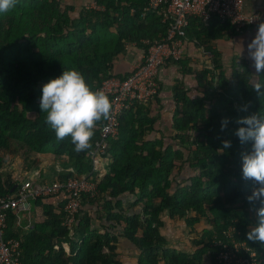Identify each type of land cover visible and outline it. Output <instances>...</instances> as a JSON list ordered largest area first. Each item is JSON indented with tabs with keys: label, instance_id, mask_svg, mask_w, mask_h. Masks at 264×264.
<instances>
[{
	"label": "trees",
	"instance_id": "16d2710c",
	"mask_svg": "<svg viewBox=\"0 0 264 264\" xmlns=\"http://www.w3.org/2000/svg\"><path fill=\"white\" fill-rule=\"evenodd\" d=\"M65 1L17 0L9 13L0 14V194L15 181L3 169V154L24 147L28 154L66 155L58 178L85 174L96 181L91 191L80 192L70 226L60 196L32 197L27 211L34 219L28 227L24 222L13 226L14 214L7 211L5 235L17 241L21 264H119L118 236L137 249L136 264H211L202 259L210 254L212 261V234L218 237L222 227L233 225L247 239L246 225L256 222L253 209L259 206L247 201L254 185L242 178L241 154L250 150L251 142L241 144L235 130L242 126L238 118L264 115V96L252 88L256 82L264 84V72L255 73L252 62L236 54L222 62L211 47L216 39L239 35L248 25L236 27L214 14L207 20L187 15L183 45L192 41L203 47L212 66L197 69L181 57L161 64H176L180 73L194 77L195 95L181 83L173 87L171 138L179 147L151 135L158 114H149L148 103L157 101L156 95L145 103L132 101L118 114L117 131L107 137L103 156L109 157L108 170L99 174L89 153L106 120L97 124L91 149L76 153L70 137L58 141L45 122L39 107L41 85L67 70L80 72L93 90L108 76L124 77L126 73L112 72L113 63L129 45L141 49L143 56L147 45L142 40L163 37L169 18L161 5L144 8L147 0H93L97 8L81 7L71 16L74 5ZM244 105L247 110H240ZM224 140L231 147L221 151ZM184 166L189 175L180 180L179 172L170 176ZM97 200L104 216H96L97 224L91 226L87 208ZM137 202L142 203L140 210L132 211ZM93 207L97 210L98 201ZM164 210L187 225L200 220L208 224L191 238L190 252L166 244L158 230ZM248 242L264 250L259 242Z\"/></svg>",
	"mask_w": 264,
	"mask_h": 264
},
{
	"label": "built area",
	"instance_id": "2783aa9c",
	"mask_svg": "<svg viewBox=\"0 0 264 264\" xmlns=\"http://www.w3.org/2000/svg\"><path fill=\"white\" fill-rule=\"evenodd\" d=\"M244 0H147L144 8L162 6L167 16L166 34L156 41L143 39L147 46L143 56L126 72L124 77L112 75L101 80L94 89L103 90L111 102V116L100 126L98 139L90 151L93 163L107 145V137L117 131L118 114L132 102L145 103L157 94L156 75L165 59L181 57L184 27L187 15H194L207 20L212 14L220 20H228L234 26L260 22L259 12L243 10ZM90 7H98L92 0ZM12 191L0 194V264H21L17 255V241L5 236L7 211L24 210L30 197L45 196L64 188L70 194L66 210L71 213L81 191H91L94 183L86 175L67 177L53 182H37L28 176L14 183ZM68 220L71 217L67 218ZM16 218L15 224H18ZM234 228L227 226L221 229V235L212 234L211 245L215 247L211 256L205 255L204 263L211 264H264V250H257L245 240L233 234Z\"/></svg>",
	"mask_w": 264,
	"mask_h": 264
},
{
	"label": "clouds",
	"instance_id": "9594fccd",
	"mask_svg": "<svg viewBox=\"0 0 264 264\" xmlns=\"http://www.w3.org/2000/svg\"><path fill=\"white\" fill-rule=\"evenodd\" d=\"M16 3L17 0H0V14L9 13L16 6ZM242 52L243 49L241 48L239 56L242 55ZM247 52L248 58L252 62L251 67L254 69V72L257 74L264 72V21L258 23L254 37L247 44ZM252 88L259 97L264 96V84L256 82L252 85ZM39 107L41 112L46 114L45 122L55 132L56 139L60 141L70 137L71 143L74 145V151L80 153L91 149V141L96 126L100 121L110 119L112 105L108 95L103 90H93V87L85 82V78L80 72L76 70H67L62 71L58 76L50 78L46 83L41 85ZM240 110L246 111L247 105L242 106ZM227 123L228 121L226 118L221 121L222 130L226 127ZM236 123L242 125L235 130V135L238 137L240 143L244 144L251 142L250 150L241 154L242 178L251 181L254 185L251 193L247 195L246 199L250 204L259 203V206L253 209L256 222L246 225V228L249 230L247 232V239L264 245V115L255 113L240 117L237 119ZM230 147L231 142L224 140L222 142L221 151ZM103 153L100 155L101 157ZM100 156L95 159L98 160ZM67 169L72 170V167L67 166ZM80 175L83 174H79L78 176ZM25 177L28 176L26 175ZM63 179L65 178H58V176H56L48 182L50 183L55 180ZM34 180L36 181L35 177ZM90 180L95 184L96 181H93L91 178ZM16 182H18V180L14 181V183ZM14 183L12 186L15 187ZM12 190L9 189V191ZM49 196H60L65 198L62 203V208L66 212L64 219L69 226L70 224L72 225L73 223L71 222H74L75 219L74 213H77L81 201L80 193L77 199H75L77 202L76 207L72 209L71 213L66 210V204L68 200L71 199L70 194L65 191L64 188H61L56 193L49 194ZM31 198L32 197L28 199L24 210H19L18 212L11 211L14 214L13 226L17 227L22 225L24 221L21 219V215L25 213L27 218L25 220L26 222H24V226H30L28 220L29 212L27 209L30 205ZM68 217H71V219L68 220ZM16 218H18V224H15ZM206 226L205 228H209L207 223ZM227 226L234 228L233 234L237 233L235 235L238 238L251 244L246 238L240 237V230H237L233 225H225L222 228Z\"/></svg>",
	"mask_w": 264,
	"mask_h": 264
},
{
	"label": "rangeland",
	"instance_id": "374dc122",
	"mask_svg": "<svg viewBox=\"0 0 264 264\" xmlns=\"http://www.w3.org/2000/svg\"><path fill=\"white\" fill-rule=\"evenodd\" d=\"M91 1L92 0H66L65 2H68L74 5L73 11L69 12L71 16V15H75L76 12L81 7H87L91 5ZM60 5L62 6V3ZM181 53H182V50H181ZM128 56H129L128 53H124V57H128ZM227 60L228 59L223 58V62H226ZM188 62L191 64L190 66L194 68H200V66L202 65L209 66V67L212 66L209 58L208 59H202V58L196 59L195 58L193 60L191 58H187V63ZM188 82L190 81L186 80L187 84ZM188 86H191V85H188ZM187 89H188V93L192 95L196 94V92L193 90V87H189ZM168 104L172 105V102H169ZM156 106H157L156 104L152 106V109H151L152 114H155V110L161 107L164 111L165 110L169 111V108H170V107L166 108L164 104L159 107H156ZM154 130L155 131L152 132L151 135L154 137H159L161 135V131L156 130V129ZM161 136H162V140L165 143L171 142L174 148L179 147V144H177L178 141L176 139H173L170 136L168 137V135L166 137H164L163 135ZM25 148L26 147L20 148V149L18 148L17 152L14 154H11L8 152L3 154V157H4L3 169L6 171H9L14 180H22L27 175V176L35 177L36 181H47L48 182V181H51L52 178H55L58 175V173L63 170V165L60 162L66 161V155L57 157V156H54L52 153H37L36 152V153L28 154L29 151H26ZM108 161H109V157L100 156L98 160L95 159L94 163L92 162L91 163H92V166L95 168V170L99 172V174H103L108 170L107 169ZM177 172H179L177 176V180H180L182 179L181 177L187 176L191 173L189 171L186 172L185 166H184V167H181V171H176V169H173L170 173V176L172 177L176 176ZM98 177H100V175ZM128 197H131V195H129ZM131 198L133 199V197ZM97 201H98V207H97V210H95L93 205L97 203ZM97 201L93 202L92 207H89V209L87 208L89 216L93 218L91 222V226H95L96 224L95 223L96 215L101 216V217L104 216L103 210L101 209L102 202L101 200H97ZM122 206L125 207V201H123ZM141 206H142L141 202L135 203L132 207V211L140 210ZM159 215H160V219L162 220V225L159 226L158 228L160 229L161 233H163V235L166 237V244L169 247H172V248L175 247V248L190 252L194 247L191 244V238H196L200 230L206 226V223H204L203 220H200L199 222L193 223V225H187V224L185 225L182 221L183 220L182 218H179L177 220L169 219L165 210L161 211ZM21 219L23 221L26 220V213L21 215ZM119 221L121 223L123 222L122 219H120ZM116 253L119 258V255H118L119 253L117 252V250H116ZM136 254H137V250H133L130 253L128 252V254L125 253L124 255L126 258L123 260V263L121 262L119 264H136Z\"/></svg>",
	"mask_w": 264,
	"mask_h": 264
},
{
	"label": "crops",
	"instance_id": "0c3cea01",
	"mask_svg": "<svg viewBox=\"0 0 264 264\" xmlns=\"http://www.w3.org/2000/svg\"><path fill=\"white\" fill-rule=\"evenodd\" d=\"M243 10L246 12H254L257 11L261 15V21H264V0H244L243 2ZM259 22L255 24H249L244 31H242L239 35H227L225 34L223 37L218 38L215 40V42L211 43V47L215 48L218 53H220V61L223 62V58L230 59V57L234 54L239 56L240 49H243L242 55L240 57H243L251 62V60L248 58V52H247V44L250 42V40L254 37L257 25ZM238 36V37H236ZM125 53H128V57H124V54L118 58L112 66V72L114 73H126L136 61H139L142 56V50L139 48H136L134 45L126 46ZM130 49V51H129ZM181 58L187 59L191 58L193 59H208L210 60V54L203 49V47L196 48L194 43L192 41L185 42L182 47V53ZM188 66L191 64L188 62ZM192 67V66H191ZM179 67L176 64L173 63H167L165 65H161L159 67V70L156 75V79L158 81V92L156 94V97L158 98L157 101L151 100L148 104L150 107L149 114L154 115L151 113L152 106L156 104V107H159L161 105H165L166 108H169V111H164L161 108L155 110V114H158V118L153 123V126L156 130L161 131V135L166 137H171V134L173 132L171 128V114L173 111V87L177 83H181V86L183 89H187L189 87H194V77L191 73L182 74L178 70ZM198 69V68H197ZM187 81L188 84L186 83ZM186 83L184 84L183 83ZM191 85V86H188ZM188 90V89H187ZM194 90V89H193ZM190 95V93H188ZM192 95V94H191ZM172 102V105H169L168 103ZM170 126V127H169ZM102 162V161H101ZM173 183L172 185H174ZM55 197V196H54ZM50 202L54 204L55 199L51 197ZM97 216V215H96ZM95 216V217H96ZM94 217V218H95ZM27 218V215H26ZM169 218V217H168ZM34 218H31V214L28 213V220L29 222L33 221ZM93 219V218H92ZM172 220H177L173 218H169ZM183 221V220H182ZM26 222V221H24ZM92 222V220H91ZM95 223L97 224V220L95 218ZM183 223L186 225V223L183 221ZM30 224V223H29ZM95 224V225H96ZM159 232L161 233L160 229L158 228ZM188 232V231H187ZM163 234V233H161ZM116 250L119 253V259L120 263H123V260L126 258L125 253L128 254V252H132L133 250H137L134 245L125 237L118 236L116 239Z\"/></svg>",
	"mask_w": 264,
	"mask_h": 264
},
{
	"label": "water",
	"instance_id": "95a60500",
	"mask_svg": "<svg viewBox=\"0 0 264 264\" xmlns=\"http://www.w3.org/2000/svg\"><path fill=\"white\" fill-rule=\"evenodd\" d=\"M13 187H14V186H12V187L10 188V190H12V189H13Z\"/></svg>",
	"mask_w": 264,
	"mask_h": 264
}]
</instances>
